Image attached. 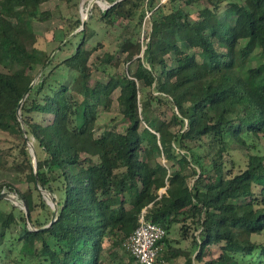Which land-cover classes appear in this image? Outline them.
Returning <instances> with one entry per match:
<instances>
[{"label": "trees", "instance_id": "obj_1", "mask_svg": "<svg viewBox=\"0 0 264 264\" xmlns=\"http://www.w3.org/2000/svg\"><path fill=\"white\" fill-rule=\"evenodd\" d=\"M47 1L0 0V131L22 141L17 170L29 169L25 191L0 185L21 206L0 209V248L18 226L25 264H111L104 255L119 259L114 246L124 247L144 216L167 232L158 264H264V244L251 240L264 234V155H250L236 175L225 161L235 145L264 139V0H107L100 19L125 23L121 47L135 71L93 86L95 67L114 57L90 65L85 30L58 64L35 47L34 24L51 16L40 10ZM79 27L80 20L66 38ZM139 84L149 89L144 97ZM117 91L128 127L97 136L99 114ZM41 190L54 196L53 224L33 221L34 191L50 211ZM189 221L200 229L194 255L168 238L176 225L187 234Z\"/></svg>", "mask_w": 264, "mask_h": 264}, {"label": "rangeland", "instance_id": "obj_2", "mask_svg": "<svg viewBox=\"0 0 264 264\" xmlns=\"http://www.w3.org/2000/svg\"><path fill=\"white\" fill-rule=\"evenodd\" d=\"M158 1L159 5L166 4ZM237 2H244V0H232ZM107 0H80L76 4H66L59 0H49L41 5V12H49L51 14L50 18L45 22H36L34 24V29L37 34V42L35 47L39 50L46 51L48 55H51V59L57 60L54 64H58L60 61L64 60L66 57L74 54L77 44L81 41V31L85 30L87 35V49L92 51V57L90 60V65H99V58L105 55H110L114 57L111 64L107 66L95 67L90 80V85L93 86L97 81H107L110 76L117 74L133 73L135 71V65H127L125 59L127 54L123 52L122 45V35L124 33L125 23L117 22L114 25L109 26L103 20L100 19L101 11H105L108 8ZM207 4L206 1L201 3L199 6L204 7ZM77 5V6H76ZM168 9L165 11L168 12ZM193 11H197V7L192 8ZM196 13V12H195ZM153 12H149L150 18H145L143 25V32L141 40H144L145 36L150 33V25ZM148 15V13H147ZM81 21V27H79L75 32H73L69 37L66 38L68 34L75 26L77 21ZM85 20V24L83 21ZM164 24V23H162ZM87 27L85 28V26ZM63 42V43H62ZM257 62H253V66L256 67ZM0 71H3L0 67ZM34 72L33 75H36ZM60 77H69V72L67 70H61L59 72ZM41 73L36 77L35 84L38 83ZM139 88L142 90V96H146L149 92L143 89L142 84H139ZM120 92L117 91L113 94V103L111 110L101 111L99 114V119L96 126V135L99 136L103 131L116 128L118 131L122 132L128 127L126 120L121 114L120 107L118 106V96ZM170 119V115L167 117ZM145 126L143 125V128ZM174 131L178 130V127L173 128ZM22 141L18 138L11 136L6 132L0 131V152H3L2 164L6 165V168L0 167V185L4 183H9L15 188L25 191L28 184L26 183L25 173L29 171L27 169L24 174H19L17 170L18 167L23 166L24 163L16 164L21 160L22 154L20 152V147ZM30 152L34 158V165L37 162L36 149L34 142L29 141ZM250 155H264V139H248L247 147L241 145H235L227 155H225L226 166L230 169L233 175L239 174L246 170L248 164V158ZM162 163H166L163 159H160ZM36 166V165H35ZM27 167V166H26ZM45 196L46 204L48 205L47 211L39 206V195L34 191V199L37 204L36 209L33 213V221H38L42 224H46L52 219L53 212L55 210L54 196L42 191ZM1 193H7L8 199L0 201V209L7 213L11 212L14 204L15 206H20L19 201H17L16 194L11 193L7 188H4ZM57 207V206H56ZM21 209V206H20ZM26 212V209H24ZM52 213V214H51ZM27 215V212H26ZM29 227L32 229L34 225L29 223ZM188 233L182 230V225H176L172 228L169 233V240L171 244L176 247L183 249L185 251H190L193 255L196 254L197 248L193 246L194 239L198 238L200 229H196V226L192 224L191 221L188 222ZM20 228L18 226H13L12 230L8 232L6 242L0 248V258L2 262L0 264H14L16 261L19 264H25V260H19L18 255L21 248V244L18 243L17 238L19 237ZM252 241H256L264 244V234L254 235L251 237ZM164 247V246H163ZM116 254L119 259H108L110 251L104 255V257L109 260V263L116 264L122 262L123 264H135L131 263L129 260V255L126 253V249L120 246H114ZM208 253V252H207ZM213 254V252H211ZM208 261V259H207ZM185 259L179 258L173 260L169 264H184Z\"/></svg>", "mask_w": 264, "mask_h": 264}, {"label": "built area", "instance_id": "obj_3", "mask_svg": "<svg viewBox=\"0 0 264 264\" xmlns=\"http://www.w3.org/2000/svg\"><path fill=\"white\" fill-rule=\"evenodd\" d=\"M167 0H162L165 3ZM149 13L147 18H150ZM167 236L164 228L145 220L139 219V226L124 243L125 249L139 264H158V255L161 250L160 242Z\"/></svg>", "mask_w": 264, "mask_h": 264}, {"label": "water", "instance_id": "obj_4", "mask_svg": "<svg viewBox=\"0 0 264 264\" xmlns=\"http://www.w3.org/2000/svg\"><path fill=\"white\" fill-rule=\"evenodd\" d=\"M94 1H100V0H94ZM83 24H85V20L83 21ZM35 84V83H34ZM34 84H32V86H31V88L29 89V91L27 92V95L29 94V92L31 91V89H32V87L34 86ZM26 95V96H27ZM22 106V103L20 104V107ZM36 165V164H35ZM5 199H8V195H7V193H1L0 194V201H2V200H5ZM57 205H55V210H54V212H53V216H52V222H51V224H53L54 222H55V220H56V217H57V211H58V209H57V207H56ZM27 212V211H26ZM27 217H28V214H27ZM29 219V218H28Z\"/></svg>", "mask_w": 264, "mask_h": 264}]
</instances>
